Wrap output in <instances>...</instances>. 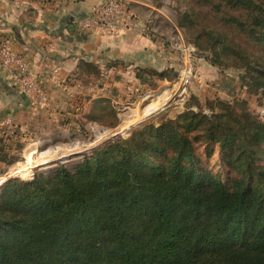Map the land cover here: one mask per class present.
Returning a JSON list of instances; mask_svg holds the SVG:
<instances>
[{
    "label": "trees",
    "instance_id": "16d2710c",
    "mask_svg": "<svg viewBox=\"0 0 264 264\" xmlns=\"http://www.w3.org/2000/svg\"><path fill=\"white\" fill-rule=\"evenodd\" d=\"M178 1L197 50L264 99V0ZM216 101L98 146L74 169L8 179L0 264H264V118L247 100ZM19 131L0 134V161Z\"/></svg>",
    "mask_w": 264,
    "mask_h": 264
},
{
    "label": "crops",
    "instance_id": "0c3cea01",
    "mask_svg": "<svg viewBox=\"0 0 264 264\" xmlns=\"http://www.w3.org/2000/svg\"><path fill=\"white\" fill-rule=\"evenodd\" d=\"M103 2L0 0V42L11 40L48 95L46 102L38 103L21 93L0 63V127L10 118L23 138L45 126L64 130L81 121L93 122V109L101 99L114 107L119 86L132 94L149 86L147 76L176 68L179 57L165 34L175 26L169 4L124 0L134 18L132 28L116 34L102 29L79 33L74 20ZM87 107L91 112L83 111Z\"/></svg>",
    "mask_w": 264,
    "mask_h": 264
},
{
    "label": "rangeland",
    "instance_id": "374dc122",
    "mask_svg": "<svg viewBox=\"0 0 264 264\" xmlns=\"http://www.w3.org/2000/svg\"><path fill=\"white\" fill-rule=\"evenodd\" d=\"M164 1L171 8L167 11L171 23L175 25L169 27V32L165 34L172 40L174 51L179 57L176 68L164 70L167 71L164 77L158 74L147 76L149 86L132 94L125 92V86H119L114 94L118 98L114 107L109 106L107 101L103 103L101 99L100 106L93 109L94 117L90 119L93 122L81 121L77 127L69 125L64 130H47L45 126L44 130L38 129L35 134L16 137L7 142L11 146L7 160L13 162L0 161V169L4 170V174H0V191L6 181L13 177L32 180L37 173L52 174L61 165L74 169L96 147L117 138H127L147 123L158 125L165 119L176 118L187 109L210 113L209 104L217 105V99L230 102L247 100L250 110L264 118V99L251 94L241 85L240 71L234 68L219 69L212 65L187 38L185 30L177 26V8L184 9V3L178 0ZM185 67L190 71L191 78L186 86H181L180 71ZM171 75L173 79L169 80L167 77ZM89 109L87 107L83 111L89 113ZM215 155L213 160H218L217 152Z\"/></svg>",
    "mask_w": 264,
    "mask_h": 264
},
{
    "label": "built area",
    "instance_id": "2783aa9c",
    "mask_svg": "<svg viewBox=\"0 0 264 264\" xmlns=\"http://www.w3.org/2000/svg\"><path fill=\"white\" fill-rule=\"evenodd\" d=\"M134 23V18L128 13L124 0H104L92 12L75 19L74 27L79 33H90L102 29L116 34L120 30L132 28ZM0 63L8 72L10 83L14 88L34 98L38 103L47 101V92L32 71L28 59L14 49L9 38H4L0 42ZM190 74L186 67L180 71L181 86L189 83ZM4 123L0 134L12 137L17 125L10 118L5 119Z\"/></svg>",
    "mask_w": 264,
    "mask_h": 264
}]
</instances>
